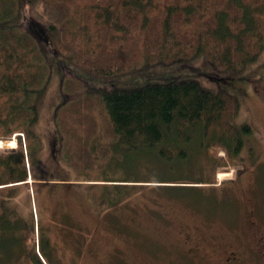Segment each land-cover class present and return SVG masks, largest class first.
Wrapping results in <instances>:
<instances>
[{
    "label": "trees",
    "instance_id": "obj_1",
    "mask_svg": "<svg viewBox=\"0 0 264 264\" xmlns=\"http://www.w3.org/2000/svg\"><path fill=\"white\" fill-rule=\"evenodd\" d=\"M262 51L264 0H0V139L17 136V148L0 153V264H43L33 227L16 221L8 198L11 186L28 179L18 134L33 138L37 105L53 74L60 80L56 120L70 164L80 159L87 170L99 159L134 153L146 162L183 165L212 149L216 167L217 150L237 154L250 131L233 126L239 102L227 90L177 77L132 88L87 78L198 57L224 72V85H236L229 71ZM250 83L264 100V76ZM98 118L115 144L89 148ZM134 179L101 181L129 186L139 182Z\"/></svg>",
    "mask_w": 264,
    "mask_h": 264
},
{
    "label": "rangeland",
    "instance_id": "obj_2",
    "mask_svg": "<svg viewBox=\"0 0 264 264\" xmlns=\"http://www.w3.org/2000/svg\"><path fill=\"white\" fill-rule=\"evenodd\" d=\"M72 72L79 75L74 69ZM228 74L236 85H224L220 81L224 72L196 57L188 62L147 65L115 78L88 76L89 82L112 83L119 88L165 83L174 77L194 79L212 90L223 88L239 102L233 126L241 129L246 125L250 131L242 134L243 146L237 154L217 150L220 160L216 167L214 151L209 149L194 158L188 156L183 165L155 157L149 163L132 153L120 155L117 162L110 156L99 159L87 170L81 167L82 160L73 161L81 167L78 168L65 158L55 111L61 99L60 80L58 75L51 76L37 105L33 138L21 137L29 177L11 186V197H7L16 221L33 227L37 247L47 264H148L153 258L177 260L183 253L185 233L200 230L204 236H211L222 234L225 226L240 229L243 196L245 206L248 200L252 205L255 202L264 227V100L250 83L252 78L264 76V51L255 61ZM66 116L74 122L68 113ZM98 119V128L88 140L89 148L115 144ZM71 126L74 128V124ZM13 147L15 143L0 148V153ZM101 165L103 168H98ZM239 170L242 182L235 181L232 189L230 183ZM106 177H134L139 182L125 186L101 181ZM227 234L230 237L231 231Z\"/></svg>",
    "mask_w": 264,
    "mask_h": 264
},
{
    "label": "flooded vegetation",
    "instance_id": "obj_3",
    "mask_svg": "<svg viewBox=\"0 0 264 264\" xmlns=\"http://www.w3.org/2000/svg\"><path fill=\"white\" fill-rule=\"evenodd\" d=\"M242 170H239L230 186L235 189L234 182L241 180ZM223 186V185H222ZM229 186V187H230ZM228 187V188H229ZM241 194V192H239ZM244 206V215L240 229L225 226L222 234L204 236L200 230L185 233L182 238V251L180 258L175 259H150V264H264V227L261 218L256 212L255 202L248 200ZM246 207V212H245ZM231 236L228 237V232ZM127 263L126 261H124ZM148 263V264H149Z\"/></svg>",
    "mask_w": 264,
    "mask_h": 264
},
{
    "label": "bare ground",
    "instance_id": "obj_4",
    "mask_svg": "<svg viewBox=\"0 0 264 264\" xmlns=\"http://www.w3.org/2000/svg\"><path fill=\"white\" fill-rule=\"evenodd\" d=\"M14 143H15L14 141H9V140L1 141L0 140V148L11 147L13 146Z\"/></svg>",
    "mask_w": 264,
    "mask_h": 264
}]
</instances>
